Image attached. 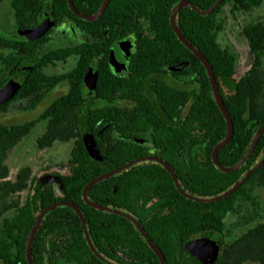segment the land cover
I'll list each match as a JSON object with an SVG mask.
<instances>
[{
  "label": "trees",
  "instance_id": "16d2710c",
  "mask_svg": "<svg viewBox=\"0 0 264 264\" xmlns=\"http://www.w3.org/2000/svg\"><path fill=\"white\" fill-rule=\"evenodd\" d=\"M39 1L40 13H42L45 0ZM89 1L96 2L93 11L102 2V0ZM186 1L199 10L205 11L215 0ZM262 1L222 0L209 16H200L189 8L181 9L176 16L177 26L186 41L198 50L211 65L223 104L232 120V138L218 152V160L225 167H232L242 159L255 132L264 127V66L262 65L264 19L244 24L242 27V34L253 60L249 69L236 79L237 55L227 48L220 47L217 42L218 34L223 31L224 24L219 15L225 6L229 7L230 14L250 12L258 8ZM50 2L56 14L63 16L70 14L66 0H50ZM72 2L74 7L80 10L79 5L82 0H72ZM177 2L178 0H111L100 17L101 22L107 27L104 32L107 42L101 48L100 62L104 61L106 65L108 46L111 42L128 34H133L139 48L141 46V49L147 50L142 53L143 55L162 56L166 59V65L182 60L189 61L192 65L191 72L198 76V93L192 97L193 95L188 92H183L180 99L182 104H187L192 98L185 120L197 121L200 134L210 137L211 142L207 148L210 152L225 137L226 124L213 101L209 80L203 66L178 41L170 27V12ZM140 17L145 19L148 32L142 29L138 21ZM146 41H150V44L145 45ZM64 59L65 54L62 53L47 54L40 60L37 72L30 74L22 88L24 97L38 93V99L31 104V107H35L48 90L65 80V75L48 78L42 72L43 66L53 60L63 62ZM91 59L90 55H86L78 61L76 68L70 74L73 83L69 90L52 101L39 117L40 120H46V126L43 133L36 139L38 149L51 148L56 142L73 141L67 162L68 173L60 175L63 184L62 193L53 184L37 187V179L33 177L29 167L19 169L14 179H9V169L6 165L8 153L32 131L37 121L0 124L1 264H27L25 243L32 224L41 210L59 201L72 202L79 206L84 211L92 238L94 239L98 234L96 217L100 212L84 204L81 191L91 179L114 167L111 163L112 133L110 131L114 110L111 106L92 107L90 102L92 98L85 97L81 92L82 74ZM112 78L113 76L107 69L100 70L95 99L111 103L115 95ZM45 85H48L46 89L43 88ZM139 98L144 99L143 96ZM84 108L87 110L84 111ZM98 122L100 124L95 127ZM104 125H109V127H106L103 133L98 134ZM86 131H93L99 151L108 161L95 163L88 157L82 143V134ZM263 152L264 134L259 138L250 158L237 171L222 173L214 170L215 177L200 178L204 187L209 189L207 196L221 194L240 180ZM212 183L214 185H211ZM112 185L111 180L96 184L88 192L89 199L96 203H103L112 195ZM253 187H260L264 190V163L234 193L223 200L205 204L183 199L186 204L194 205V208L183 206V226H195L209 231H222L227 214L239 211L240 205L238 204L247 203L251 207L246 220L249 224H254L247 228L238 239L226 244L214 264H264V217L258 219L260 206L252 194ZM24 191H34L38 195L37 213H34L29 197L24 204H21L19 194ZM165 231L163 230L161 234ZM61 236L68 239L67 241L70 240L66 247L76 249L83 247L88 251L75 213L69 208L59 207L45 216L36 231L32 243L33 263L39 264V260L45 253L46 239L51 237L55 240ZM162 241L168 244L169 256L167 257L174 258V246L170 244L174 240L163 238ZM88 254L93 258L89 251ZM151 258L154 264H158L152 253Z\"/></svg>",
  "mask_w": 264,
  "mask_h": 264
},
{
  "label": "flooded vegetation",
  "instance_id": "af4514ba",
  "mask_svg": "<svg viewBox=\"0 0 264 264\" xmlns=\"http://www.w3.org/2000/svg\"><path fill=\"white\" fill-rule=\"evenodd\" d=\"M39 2V0H0V90L10 83L20 68L24 66L30 68L16 93L0 104V113H6L15 103H25L23 109L26 111L41 108L40 114L32 120L37 121L36 125L42 123L45 127L46 120H40L39 117L56 99H51L55 88L66 82L68 91L73 83L71 72L80 59L90 55L92 59L85 67L82 79L84 72L92 68L96 73L95 88L93 90L83 88L81 80V92L85 97L92 98L90 101L92 107L111 106L114 110L110 124L111 163L114 167L99 175L119 170L134 162L128 168L103 180L112 181V195L103 203L97 204L129 215L139 222L147 236L160 250L165 264H197L201 254L207 255V251L216 247L217 259L224 246L238 239L245 230L242 231L241 225L236 231L229 233L225 231V220L224 228L219 232L199 229L195 226H183V206L194 208V205L186 204L183 199L195 203L203 202L182 196L174 182L176 179L180 188L194 197L217 196H207L209 189L200 181L203 176L215 177L214 170L219 171L212 162L214 147L208 152L210 137L200 134L197 121L185 120L192 98L187 104H182L180 99L183 92H188L193 95L192 97L198 93V76L191 72V63L182 60L166 65V59L162 56L143 55L142 53L147 50L141 49V46L139 48L133 34H128L108 46L105 65L104 61L100 62L101 48L107 42L104 36L107 27L100 19L104 11L96 19L86 20L73 14L69 7L70 14L65 16L56 14L50 0L44 1V8L40 13ZM102 2L95 11L93 10L96 2L91 3L89 0H82L79 5L80 10L74 8L81 16L90 18L97 13ZM48 14L53 16V26L41 37H30L28 32L37 29ZM138 21L142 29L148 32L145 19L140 17ZM149 44L150 41H146L145 45ZM117 46H121L122 53L119 52L112 57L111 49ZM50 53L65 54V59L63 62L54 60L49 62L43 66L42 72L48 78L65 75V80L48 90L36 106L31 107V104L38 99V93L24 97L22 87L30 74L37 72L40 60ZM58 65H64L66 71L57 75L46 73V70ZM103 68L113 76L115 95L111 103L94 98L99 72ZM45 87L48 85L43 88L46 89ZM140 96L144 99L139 98ZM85 110L87 108H84ZM99 124L100 122L95 127ZM106 127L109 125H104L98 134L106 131ZM88 132L95 140L93 131ZM99 153L104 159L103 162L106 161V157L100 151ZM159 162L168 165L175 179ZM59 168L60 170L55 174L60 176L68 173V165ZM97 211L100 212L96 217L98 234L94 239L90 234L84 211L82 213L92 244L101 258L96 257L89 248L80 220L75 214L82 229L85 245L93 258L83 247L79 249L66 247L70 240L67 241L64 236L55 240L50 237L46 239V251L39 264H154L151 253L160 264L131 220L105 210ZM163 230L166 231L161 234ZM163 238L174 240L170 243L174 246V258L167 257L168 244L162 241ZM206 257L209 258L208 255Z\"/></svg>",
  "mask_w": 264,
  "mask_h": 264
},
{
  "label": "water",
  "instance_id": "95a60500",
  "mask_svg": "<svg viewBox=\"0 0 264 264\" xmlns=\"http://www.w3.org/2000/svg\"><path fill=\"white\" fill-rule=\"evenodd\" d=\"M221 1L222 0H215L207 10L201 11L197 7L192 5L191 3L187 2L186 0H178L177 4L172 8V10L170 12L169 24H170V27H171L173 33L175 34L176 38L178 39V41L199 60V62L201 63V65L203 66V68L205 70L206 76L209 80L213 101L216 104V106H217V108H218L220 114L222 115L224 122L226 124L225 137L219 143H217L212 150V162H213L214 166L219 171H221L223 173H230V172H235L236 170H238L250 158L259 138L264 134V127L258 129L255 132L245 155L242 157V159L237 164H235L232 167L226 168L218 162L217 154H218L219 150L222 149L227 143H229V141L232 138V135H233L232 120H231L230 115L227 112V110L223 104L222 98H221L219 90H218L217 81L215 79V75H214V72H213L211 65L209 64L208 60L198 50H196L191 44H189L186 41V39L184 38V36L180 32V30L177 26V23H176V16L179 13V11L183 8H189V9L195 11L198 15L206 17V16H209L215 10V8L220 4ZM66 2H67V5L69 7V10L73 14H75L77 17L83 18L86 20H93L102 14V12L104 11L105 7L108 5L110 0H103L99 10L97 11V13L93 17H90V18H85V17L81 16L80 14H78V12L74 8L72 0H66ZM53 24H54L53 16L48 14L46 16V18L44 19V21L42 22V24L37 29H35L34 31L28 32V34L30 37H32V36L41 37L53 26ZM249 55H250V59L253 60V57L251 56L250 52H249ZM29 69L30 68H28L26 66H24L23 68H20L16 72L15 76L12 78L10 83L5 88L0 90V104L9 100L16 93L17 89L21 86V84L26 79L27 74L29 72ZM95 83H96V73L94 72V70L92 68H88L84 72V75H83L82 87L93 90L95 88ZM82 143H83V146H84L88 156L95 163L103 162L104 159L100 155L99 150L97 148V145L95 143V140H94V138L90 132H88V131L83 132ZM159 163L164 168H166L169 171V173L173 176V178L175 179V177H174L171 169L168 167V165L163 163V162H159ZM263 163H264V152L261 155V157L254 163V165L252 167H250V169L247 170V172L244 174V176L240 180L233 183L222 194L217 195L215 197H211V198H198V197L191 196V195L185 193L180 188L176 179L174 180V182H175L176 188L179 191V193L189 200H193L196 202H203V203L217 202V201H220V200L227 198L232 193H234L250 177V175H252ZM132 164H134V162H131V163L125 165L124 167H122L119 170L111 171V172H108V173L94 177L89 182H87L86 185L83 187V189L81 191V197H82V200L85 202V204H87L88 206H90L94 209L105 210V211H108V212L113 213V214H118V215L124 216V217L128 218L129 220H131L136 225L140 235L144 238L147 245L151 248V250L153 251L155 256L158 258L160 264H165V259H164L163 255L161 254L160 250L150 240V238L147 236V234L145 233V231L143 230V228L139 224V222H137L133 217H131L129 215L123 214V213L116 211V210H109L107 208H104V207L100 206L99 204L91 201L88 197V192L92 187H94L96 184L100 183L101 181L113 176L114 174H117V173L121 172L122 170L128 168ZM48 184H53L54 186L57 187V190L60 193H62L63 184L61 183V178L59 175H57L55 173L54 174L53 173L52 174L46 173L37 179V187L48 185ZM36 196H37L36 197V200H37L38 195H36ZM59 207H67V208L72 209L75 212V214L78 216V218L80 220V223H81V226L83 229V234H84L85 240H86L89 248L91 249V251L94 253V255L96 257L101 258L100 255L98 254V252L96 251L95 247L92 244V241L90 239V236H89V233L87 230L84 215H83L81 209L79 208V206H77L76 204H74L72 202L59 201V202L53 203V204L49 205L48 207H46L45 209L41 210L39 212L36 220L32 224V226L29 230V233L27 235L26 243H25V259H26L27 264H34L33 260H32V243H33V239H34V236L36 234L38 227L40 226L42 220L45 218V216L48 213H50L51 211H53L54 209L59 208ZM217 251H218L217 247L214 248L213 250L207 251V255L209 256V258L206 257L207 255H205V253L201 254L198 257V263L197 264H212L214 262V260L216 259Z\"/></svg>",
  "mask_w": 264,
  "mask_h": 264
},
{
  "label": "rangeland",
  "instance_id": "374dc122",
  "mask_svg": "<svg viewBox=\"0 0 264 264\" xmlns=\"http://www.w3.org/2000/svg\"><path fill=\"white\" fill-rule=\"evenodd\" d=\"M219 17L223 19V31L218 34L217 42L222 48H227L237 55V67L235 78L241 77L250 67L252 60L250 59L247 42L242 34L244 24L256 22L264 19V0L262 4L250 12H237L230 14L229 7L225 6ZM121 46L111 49V56L115 57ZM262 65L264 66V55L262 57ZM71 68V67H70ZM66 71L64 65H58L54 68L46 70L47 74L57 75ZM67 83L63 82L57 86L53 92L51 99L58 98L67 92ZM25 103L13 104L6 113H0V124H20L28 122L36 118L41 108L34 111H26L23 109ZM44 125L38 123L32 131L25 136L9 153L6 159V165L9 169V179L13 180L19 169L29 167L33 177L38 179L43 174L55 173L60 170V167L67 166L70 158V151L73 146V141L66 143L56 142L51 148L38 149L36 147V139L43 133ZM63 173V171H62ZM252 194L259 202L260 212L259 218L264 217V190L260 187H253ZM32 201L34 213H37L36 194L34 191H24L19 194L21 204L26 202V199ZM239 211L228 213L225 218V231L233 233L237 227L242 225V231L246 230L254 223L249 224L246 219L251 211V207L247 203H240Z\"/></svg>",
  "mask_w": 264,
  "mask_h": 264
}]
</instances>
